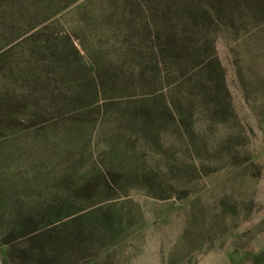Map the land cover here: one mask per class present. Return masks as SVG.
<instances>
[{"label": "rangeland", "instance_id": "rangeland-1", "mask_svg": "<svg viewBox=\"0 0 264 264\" xmlns=\"http://www.w3.org/2000/svg\"><path fill=\"white\" fill-rule=\"evenodd\" d=\"M17 201L46 206L47 264L264 262V0H0V211Z\"/></svg>", "mask_w": 264, "mask_h": 264}, {"label": "trees", "instance_id": "trees-1", "mask_svg": "<svg viewBox=\"0 0 264 264\" xmlns=\"http://www.w3.org/2000/svg\"><path fill=\"white\" fill-rule=\"evenodd\" d=\"M152 36L157 42L156 47L160 56L167 55L168 59L176 61L179 56L186 54L185 43L173 39L174 36L169 30L161 33L155 29ZM209 44L210 42L206 41L204 48L209 47ZM203 69L208 75L214 72L216 82H219L218 85L222 84L221 67L212 54H208L204 59ZM17 203L21 205L18 208H23L26 204L18 201ZM43 206L42 202H38L33 209L0 211V242L6 245L5 254L10 264H47L48 260H45V257L49 256V252L43 245L32 242L45 232L44 229L36 227L38 221H43L47 215Z\"/></svg>", "mask_w": 264, "mask_h": 264}, {"label": "crops", "instance_id": "crops-1", "mask_svg": "<svg viewBox=\"0 0 264 264\" xmlns=\"http://www.w3.org/2000/svg\"><path fill=\"white\" fill-rule=\"evenodd\" d=\"M5 249H6V246L0 243V264H10L6 257ZM260 264H264V262Z\"/></svg>", "mask_w": 264, "mask_h": 264}]
</instances>
